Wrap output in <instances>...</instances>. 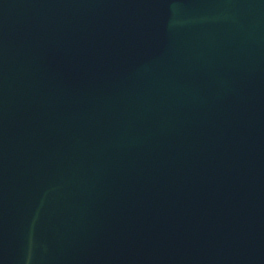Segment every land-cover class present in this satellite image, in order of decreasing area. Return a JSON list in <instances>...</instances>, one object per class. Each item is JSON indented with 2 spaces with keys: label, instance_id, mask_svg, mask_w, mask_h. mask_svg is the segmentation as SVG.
<instances>
[{
  "label": "water",
  "instance_id": "obj_1",
  "mask_svg": "<svg viewBox=\"0 0 264 264\" xmlns=\"http://www.w3.org/2000/svg\"><path fill=\"white\" fill-rule=\"evenodd\" d=\"M0 264H264V0H0Z\"/></svg>",
  "mask_w": 264,
  "mask_h": 264
}]
</instances>
